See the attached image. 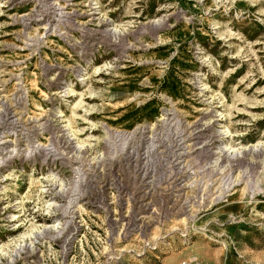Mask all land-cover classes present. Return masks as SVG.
<instances>
[{
	"label": "rangeland",
	"instance_id": "1",
	"mask_svg": "<svg viewBox=\"0 0 264 264\" xmlns=\"http://www.w3.org/2000/svg\"><path fill=\"white\" fill-rule=\"evenodd\" d=\"M264 264V0H0V264Z\"/></svg>",
	"mask_w": 264,
	"mask_h": 264
},
{
	"label": "built area",
	"instance_id": "2",
	"mask_svg": "<svg viewBox=\"0 0 264 264\" xmlns=\"http://www.w3.org/2000/svg\"><path fill=\"white\" fill-rule=\"evenodd\" d=\"M181 264H211L209 261L192 258L183 261Z\"/></svg>",
	"mask_w": 264,
	"mask_h": 264
},
{
	"label": "crops",
	"instance_id": "3",
	"mask_svg": "<svg viewBox=\"0 0 264 264\" xmlns=\"http://www.w3.org/2000/svg\"><path fill=\"white\" fill-rule=\"evenodd\" d=\"M212 264V263H211Z\"/></svg>",
	"mask_w": 264,
	"mask_h": 264
}]
</instances>
